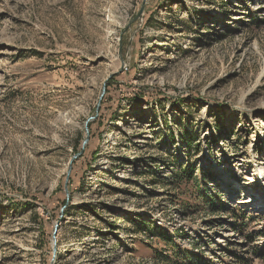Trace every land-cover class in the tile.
Instances as JSON below:
<instances>
[{
  "label": "rangeland",
  "instance_id": "obj_1",
  "mask_svg": "<svg viewBox=\"0 0 264 264\" xmlns=\"http://www.w3.org/2000/svg\"><path fill=\"white\" fill-rule=\"evenodd\" d=\"M143 2L0 0V264H264V0Z\"/></svg>",
  "mask_w": 264,
  "mask_h": 264
},
{
  "label": "water",
  "instance_id": "obj_2",
  "mask_svg": "<svg viewBox=\"0 0 264 264\" xmlns=\"http://www.w3.org/2000/svg\"><path fill=\"white\" fill-rule=\"evenodd\" d=\"M146 1H147V0H144V2H143L142 9H141V11H140V13H139V17H138V18H140V17L142 16V13H143L144 7H145V5H146ZM93 120H95V117L90 118L89 120H87V122H86V124H85L86 138H85L84 141H83L82 151L79 152L78 154H76L75 156H73V158L71 159L70 164H69L68 173H67L66 183H68V181H69V178H70V175H71V172H72V165H73L74 161L77 160V159H79L80 157H82V155L84 154V150H85L86 146H87L88 143H89V136H90V135H89V125H90V123H91ZM66 189H67V185H66ZM67 195L69 196L68 191H67Z\"/></svg>",
  "mask_w": 264,
  "mask_h": 264
},
{
  "label": "trees",
  "instance_id": "obj_3",
  "mask_svg": "<svg viewBox=\"0 0 264 264\" xmlns=\"http://www.w3.org/2000/svg\"><path fill=\"white\" fill-rule=\"evenodd\" d=\"M82 140H83V135L81 134L80 136H79V138H78V143H77V145H75L74 146V150L75 151H78L79 150V148H80V146H81V144H82ZM212 205V204H211ZM214 205V204H213ZM213 208H215V207H213ZM162 236V235H161ZM160 237V236H159ZM160 238H162L163 239V241H165L167 244H169V245H173V241L169 238V236L167 235V234H165V235H163L162 237H160ZM174 254H176L175 255V257L177 256V260H180L181 258H183L184 259V252H183V254L181 253V252H178V251H176V250H174ZM156 258H158V259H160L161 261H169L170 259H169V257L167 256V255H164L163 253H157L156 254ZM183 259H181V260H183ZM182 264H185V263H182Z\"/></svg>",
  "mask_w": 264,
  "mask_h": 264
},
{
  "label": "bare ground",
  "instance_id": "obj_4",
  "mask_svg": "<svg viewBox=\"0 0 264 264\" xmlns=\"http://www.w3.org/2000/svg\"><path fill=\"white\" fill-rule=\"evenodd\" d=\"M243 204H244L245 206H248V205L254 204V199H253V198H248V200H246Z\"/></svg>",
  "mask_w": 264,
  "mask_h": 264
}]
</instances>
